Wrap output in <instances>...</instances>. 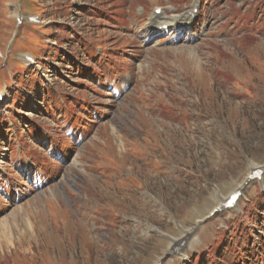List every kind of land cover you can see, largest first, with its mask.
<instances>
[{
	"label": "rangeland",
	"instance_id": "rangeland-1",
	"mask_svg": "<svg viewBox=\"0 0 264 264\" xmlns=\"http://www.w3.org/2000/svg\"><path fill=\"white\" fill-rule=\"evenodd\" d=\"M0 94V264H264V0H0Z\"/></svg>",
	"mask_w": 264,
	"mask_h": 264
},
{
	"label": "bare ground",
	"instance_id": "bare-ground-1",
	"mask_svg": "<svg viewBox=\"0 0 264 264\" xmlns=\"http://www.w3.org/2000/svg\"><path fill=\"white\" fill-rule=\"evenodd\" d=\"M155 8H157V6L154 7L153 10ZM192 18V10L185 11L181 14L173 13L171 15H167L166 12L161 9L159 13L153 12L145 23L147 28L150 29L153 34H162L164 32V28H167L166 30L171 32L182 30L185 26L191 24ZM138 21L140 22L141 20ZM154 43L158 42L154 41Z\"/></svg>",
	"mask_w": 264,
	"mask_h": 264
},
{
	"label": "water",
	"instance_id": "water-1",
	"mask_svg": "<svg viewBox=\"0 0 264 264\" xmlns=\"http://www.w3.org/2000/svg\"><path fill=\"white\" fill-rule=\"evenodd\" d=\"M215 210V209H214ZM199 224H201L200 222H198L196 225H195V227H197Z\"/></svg>",
	"mask_w": 264,
	"mask_h": 264
}]
</instances>
